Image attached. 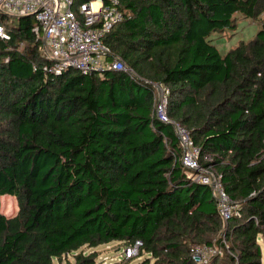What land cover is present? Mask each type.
<instances>
[{"label": "trees", "instance_id": "16d2710c", "mask_svg": "<svg viewBox=\"0 0 264 264\" xmlns=\"http://www.w3.org/2000/svg\"><path fill=\"white\" fill-rule=\"evenodd\" d=\"M122 9L106 42L137 77L46 73L33 17L0 39V264H97L81 250L138 241V264H197V246L224 251L208 264H263L264 18L254 40L225 54L211 36L235 30L239 15L259 19L264 0ZM151 83L170 88L169 116L239 206L229 220L212 189L189 179L172 127L153 115ZM11 195L19 210L7 217L1 198Z\"/></svg>", "mask_w": 264, "mask_h": 264}, {"label": "built area", "instance_id": "2783aa9c", "mask_svg": "<svg viewBox=\"0 0 264 264\" xmlns=\"http://www.w3.org/2000/svg\"><path fill=\"white\" fill-rule=\"evenodd\" d=\"M128 15L122 9V0H0V39L10 41L11 24L33 17L31 31L41 43L43 57L50 61L43 68L46 73L60 75L75 70L83 75H103L106 71H128L137 77L106 42L113 29ZM151 84L156 91L153 115L172 127L182 148L180 161L189 179L212 189L220 215L224 221L229 220L238 214L239 206L226 192L215 169L202 163L201 149L195 144L191 131L169 116L170 88L162 83ZM204 160L210 159L205 157ZM141 247L138 241L124 249L123 258L127 261L135 258ZM212 251L206 246L194 247L192 260L208 264V254Z\"/></svg>", "mask_w": 264, "mask_h": 264}, {"label": "rangeland", "instance_id": "374dc122", "mask_svg": "<svg viewBox=\"0 0 264 264\" xmlns=\"http://www.w3.org/2000/svg\"><path fill=\"white\" fill-rule=\"evenodd\" d=\"M263 18L264 15L259 19L251 20L239 15L236 19L237 28L235 30H227L223 33H215L211 36V41L223 54H225L227 51L238 46L241 42L247 44L254 40L257 33L261 29V21ZM13 25L14 24H11V26ZM18 210V202L15 196H3L1 198V213H3L5 216L13 217L17 214ZM210 248H212L217 253L214 254V251H212L208 254V257L210 258L209 262L213 257H223L225 254L220 247ZM123 250V244L119 242H112L107 245L99 246L96 249L85 247L81 251L85 252L84 254L87 255L96 251L95 253L98 254L97 264H138L144 259V257L137 258L138 256H136L132 259V261L129 262L127 259L123 258ZM74 262V256L71 255L67 257L62 263L56 262V264H70ZM150 264H156V262L151 260Z\"/></svg>", "mask_w": 264, "mask_h": 264}, {"label": "crops", "instance_id": "0c3cea01", "mask_svg": "<svg viewBox=\"0 0 264 264\" xmlns=\"http://www.w3.org/2000/svg\"><path fill=\"white\" fill-rule=\"evenodd\" d=\"M260 242L263 243L264 242V239L263 238H260ZM263 264H264V248H263Z\"/></svg>", "mask_w": 264, "mask_h": 264}]
</instances>
